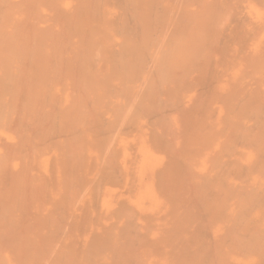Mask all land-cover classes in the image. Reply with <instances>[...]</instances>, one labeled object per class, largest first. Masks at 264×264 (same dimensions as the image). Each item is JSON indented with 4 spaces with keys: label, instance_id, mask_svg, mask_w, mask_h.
<instances>
[{
    "label": "bare ground",
    "instance_id": "bare-ground-1",
    "mask_svg": "<svg viewBox=\"0 0 264 264\" xmlns=\"http://www.w3.org/2000/svg\"><path fill=\"white\" fill-rule=\"evenodd\" d=\"M0 264H264V0H0Z\"/></svg>",
    "mask_w": 264,
    "mask_h": 264
}]
</instances>
